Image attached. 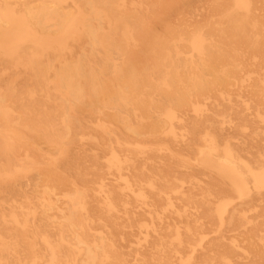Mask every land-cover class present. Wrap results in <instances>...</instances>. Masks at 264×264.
I'll return each instance as SVG.
<instances>
[{"label":"bare ground","instance_id":"6f19581e","mask_svg":"<svg viewBox=\"0 0 264 264\" xmlns=\"http://www.w3.org/2000/svg\"><path fill=\"white\" fill-rule=\"evenodd\" d=\"M141 2L160 6L165 0ZM124 3L125 0H84L90 8L88 15L82 10L69 16L55 11L32 14L35 21L42 18L55 24L31 28L29 34L17 33V39L27 36L34 44L29 63L32 62V79L37 88L21 94L0 95V125L8 138L12 136L21 141L25 137L23 133L28 132L36 138L47 139L50 135L39 126L56 122L63 126L67 138L72 127L98 128V138L92 131L88 136L96 148L104 151L105 165L118 180L110 191L103 188L106 184L101 177L96 181V187L104 192L101 200L108 218L114 217L119 205L126 206L122 198L126 192L136 194L143 202L149 198L153 205L155 197L159 198L168 190L184 195L178 189L180 184L172 186L166 180L158 187L152 180L142 178L143 168L134 171V159L145 156V152L151 150L148 142L156 140H185L186 148L197 156L196 166L214 175L220 186L231 189L238 198L242 190L250 188L248 173L253 187L263 188L264 152L251 149L254 138L264 139V132L259 128L264 123V77L253 81L254 91L248 96L236 93L235 102L231 93L222 89L237 84L238 74L245 72L235 59L242 57V53H230V46L249 47L259 56L264 47V27H259L252 19L250 1L233 0L234 8L222 10L220 20L194 25L164 24L162 33L152 30V22L159 12L121 10L119 7ZM89 20L95 24H68ZM103 22L106 25H102ZM10 97L11 103L4 104ZM212 98L218 101L216 106ZM224 124L231 126L235 135L224 134ZM12 126L17 128L12 129ZM8 138L1 137L7 152L13 148ZM159 150L190 163V157L183 158L182 153L167 145ZM93 155L96 156V152ZM24 169L0 171V179H12ZM45 173L47 176L55 174L53 168ZM144 184L155 197L144 193ZM49 188L54 189V185ZM83 199L84 195L76 191L68 202L72 208L79 204L84 210ZM243 199L255 198L251 199L250 194ZM223 204L216 209L220 222ZM124 212L127 215L126 208ZM174 212L180 216L179 210L174 209ZM10 216L18 223L16 215ZM47 216L43 209L41 218ZM65 216L67 220L77 219L71 210ZM100 216L93 218L99 220ZM228 217L231 221L234 214ZM174 238L178 244L183 243L177 229ZM83 245L86 246L85 264H117L123 260L116 247L106 240L93 242L90 249L86 241L78 238L76 247ZM0 247L5 249L8 245L0 241ZM155 248L164 259L158 258L154 264H171L164 254L168 248L161 242L155 244ZM68 255L52 250L46 261L75 264L76 258ZM43 258L46 256L32 250L27 260L14 251L0 252V264H11L10 261L39 264Z\"/></svg>","mask_w":264,"mask_h":264},{"label":"rangeland","instance_id":"374dc122","mask_svg":"<svg viewBox=\"0 0 264 264\" xmlns=\"http://www.w3.org/2000/svg\"><path fill=\"white\" fill-rule=\"evenodd\" d=\"M141 1L125 0L124 6L119 8L159 12L152 22L154 33H162L164 24L186 22L194 25L220 20L222 10L234 8L233 0H172L168 3L165 0L160 6L145 5ZM249 1L252 19L259 27H264V0ZM77 10L88 15L90 8L84 0H0V95L8 92L21 94L37 88L32 79V62L29 63L34 44L27 36L17 39V33L29 34L31 28L55 23L42 18L35 21L32 14L55 11L69 16L76 15ZM68 24L94 25L95 22ZM229 50L232 54L242 53V57L235 59L245 69L238 74L237 84L222 87L231 93L235 102L236 93L248 96L254 91L253 81L264 77V47L260 56L246 46H230ZM11 99H5L3 103L10 104ZM211 100L216 106L218 101ZM253 124L256 125L255 122ZM222 126L224 134H234L231 126ZM14 128L17 127L12 126ZM39 128L50 136L39 139L24 132L25 137L18 141L12 136L8 138L0 125V171L25 168L12 179H0V241L8 245L5 249L0 247V252L14 251L21 259L27 260L32 250L46 256L39 264H49L46 260L54 250L75 257V264H85L86 246L76 247L78 238H82L90 249L91 244L100 239L111 242L123 259L117 264H154L164 256L155 248V244L160 242L168 248L164 254L171 264H202L203 261L212 264H264V187L254 188L251 174H247L250 188L242 190L241 199L231 189L220 186L214 175L196 166L197 156L193 150L186 148L185 140L151 141L148 142L151 150L145 152L147 156L139 155L134 159V171L143 168L142 178L152 180L159 184L158 187H162L166 180L172 186L180 184L182 186L178 189L184 195L168 190L156 198L145 182L143 191L155 197V205L150 204L149 198L143 202L136 198V194L126 192L122 195L126 206L119 205L114 217L108 218L101 200L104 192L96 187V181L101 177L106 184L103 188L110 191L118 180L105 165L104 151L96 148L88 136L92 131L98 138L99 129L72 127L67 138L58 122L49 126L40 125ZM259 128L263 133L264 123ZM2 136L13 144L8 152L4 150ZM258 139L254 138L251 150L264 152V139ZM163 145L179 151L183 158L190 157V163L172 158L164 150L157 151ZM52 168L55 174L47 176L45 172ZM51 185L54 189L49 188ZM76 191L84 195V210L79 204L72 208L68 202ZM250 194L254 200L243 199ZM226 200H229L227 204L224 203ZM220 204L224 208L221 222L216 214ZM171 205L179 210L180 216ZM43 209L48 214L45 219L41 218ZM70 210L77 219H66L65 214ZM12 213L18 217V223L12 221ZM96 213L101 215V219L93 218L97 217ZM231 213L234 217L229 221ZM175 229L181 233V245L174 238ZM10 263L27 264L28 261Z\"/></svg>","mask_w":264,"mask_h":264}]
</instances>
